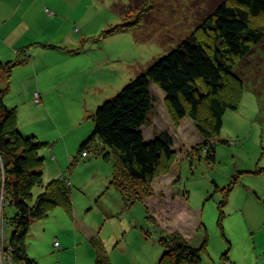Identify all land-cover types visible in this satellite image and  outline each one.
Instances as JSON below:
<instances>
[{
  "label": "rangeland",
  "instance_id": "obj_1",
  "mask_svg": "<svg viewBox=\"0 0 264 264\" xmlns=\"http://www.w3.org/2000/svg\"><path fill=\"white\" fill-rule=\"evenodd\" d=\"M37 1L36 9H47V31L39 46L28 49L32 59L12 68L4 101L15 110L21 134L44 143L37 151L42 186L33 188V199L43 185L66 176L72 217L57 206L33 220L26 238L29 256L36 264H74L76 234L78 264H93L87 253L91 244L83 243L90 230L102 240L110 264H155L163 253L160 235L177 231L193 247L205 240L200 264H264V34L234 66L243 91L237 108L222 116L213 161L187 153L202 144L201 133L189 117L177 120L163 91L151 86L155 101L143 133L147 138L169 134L177 158L168 172L151 180V196L125 205L110 183L112 157L78 154L93 130V113L175 49L221 0ZM132 19L137 26H120ZM258 24H264V15L252 21ZM14 213V205L1 196L0 241L7 245ZM3 254L13 262L11 252L2 249Z\"/></svg>",
  "mask_w": 264,
  "mask_h": 264
},
{
  "label": "trees",
  "instance_id": "obj_2",
  "mask_svg": "<svg viewBox=\"0 0 264 264\" xmlns=\"http://www.w3.org/2000/svg\"><path fill=\"white\" fill-rule=\"evenodd\" d=\"M261 15L264 0H221L175 49L95 109L93 130L80 143L78 154L112 157L110 183L125 205L151 196V180L168 172L177 158L169 134L161 132L147 138L143 133L155 101L151 86L163 91L168 110L177 120L189 117L201 133L202 144L187 153L205 154V159L213 161V140L220 133L222 116L226 110L237 108L243 91L244 82L235 77L234 66L263 40L264 24L252 25ZM132 20H123L120 26H137ZM28 59L25 49L13 60L0 61V77L9 79L12 68ZM8 85L0 87V197L15 207L8 239L13 262L35 264L26 253L30 224L57 206L72 215L70 182L66 176L54 179L33 199V188L42 186V157L37 151L44 143L19 131L15 110L4 101ZM226 87L230 92L233 88V93L224 94ZM201 112L207 116L201 117ZM159 242L163 253L156 264H200L205 240L193 247L179 232L171 231L163 232ZM89 243L96 251L93 264H110L102 240L94 235Z\"/></svg>",
  "mask_w": 264,
  "mask_h": 264
},
{
  "label": "crops",
  "instance_id": "obj_3",
  "mask_svg": "<svg viewBox=\"0 0 264 264\" xmlns=\"http://www.w3.org/2000/svg\"><path fill=\"white\" fill-rule=\"evenodd\" d=\"M36 2L38 1L30 0L26 5V3L23 4L22 2H18V0H0V60L2 62L13 60L22 50L26 49V51H28V49L31 50L32 48H36V44L37 46H39L38 42L40 41L37 40H42V34L46 33L47 31L44 28V26L46 25V19L44 17L49 16L46 13L47 9H43L42 7H40L39 10L36 9L37 7L33 5ZM30 11H33V16L31 19H29V17L27 16V13ZM29 58L32 59V57ZM0 79V84L4 83L5 85L7 84V82H9V79L6 75ZM70 217H72V215H70ZM148 223L152 224V222ZM168 227L172 229L173 225H169ZM73 228L75 230H78V223H76V221L73 222ZM159 231L160 228H158V232ZM84 233L87 238L86 236L83 237V243H85V245H88L89 243L87 242V240L89 241L90 238L94 236V233H91L90 230H86ZM186 235L188 234L184 233V236ZM30 236H32V234H30ZM185 238H187V236ZM41 239L42 237L38 236L36 241ZM72 243H75L76 245L74 253H76L77 255L75 256L74 264H78V242L76 234L72 240ZM27 247L28 245L26 244L27 256L36 264V257L33 256L34 258H32L29 256V254L31 253L29 252V249ZM91 247L87 248V253L91 258V261L93 258L94 263L96 251L93 247Z\"/></svg>",
  "mask_w": 264,
  "mask_h": 264
},
{
  "label": "built area",
  "instance_id": "obj_4",
  "mask_svg": "<svg viewBox=\"0 0 264 264\" xmlns=\"http://www.w3.org/2000/svg\"><path fill=\"white\" fill-rule=\"evenodd\" d=\"M37 101V100H36ZM3 224V222H0V226ZM5 227V226H4ZM4 227H3V230H2V234L4 233L5 234V236H6V233H7V231L6 230H4ZM55 245H57V242H55ZM0 250H2V249H7L8 251H9V249H10V247H9V245H7V243H5V241H0ZM3 257H4V254L3 255H1L0 256V264H15L14 262H7V261H5L4 259H3Z\"/></svg>",
  "mask_w": 264,
  "mask_h": 264
}]
</instances>
